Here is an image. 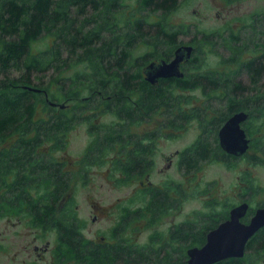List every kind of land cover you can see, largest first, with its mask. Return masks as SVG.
<instances>
[{
	"label": "trees",
	"instance_id": "16d2710c",
	"mask_svg": "<svg viewBox=\"0 0 264 264\" xmlns=\"http://www.w3.org/2000/svg\"><path fill=\"white\" fill-rule=\"evenodd\" d=\"M136 3L121 22L123 0H0V212H22L34 227L55 232L58 264L70 260L72 264H186L185 249L204 243L206 233L228 215L226 212L216 215L213 210L196 214L190 224L177 228L178 247L174 243L160 248L157 243L137 245L132 241L101 247L86 239L84 223L64 203L73 171L63 169L49 155L51 149L63 146L67 132L77 120H83L94 138L90 145L91 162L111 149L122 163L119 170L123 179H139L146 166L139 133H132L131 128L139 123L140 112L161 117L169 112L171 118L165 126L172 127L182 117L191 116L188 108V111L178 109L179 100L174 93L177 88L219 91L226 97L223 114L241 109L251 113L244 126L249 137L247 151H251L241 157L264 165V84L257 85L264 61L256 68H253L255 59L242 63L255 81L245 91L233 80V72L221 77L206 72L186 74L181 70L182 77L159 78L152 84L143 77L144 67L152 61L170 60L175 49L183 45L177 39L184 30L165 19L178 0H136ZM152 17L154 21L150 20ZM198 34L189 45L208 43L212 36L222 38L214 33H202L198 38ZM46 38H51L46 48L32 50L33 43ZM240 39L228 32L223 42L239 44ZM141 43L147 50L135 56L133 48ZM261 55L264 57V53ZM197 59L193 50L189 63ZM80 64L84 68L78 69ZM15 70L19 71L18 76L12 75ZM91 95L93 98L84 99ZM49 101L63 107L53 106ZM39 110L45 115H39ZM112 112L118 115L117 119L109 124H96L100 116ZM222 121L217 118L214 131L207 130L205 137L181 152L182 166L197 168L202 161L220 155L236 160L219 146L216 135L212 137ZM163 129L158 128L156 133ZM147 133L156 134L154 129ZM150 190L148 203L128 207L113 231L122 232L143 216L153 222L172 207L169 187ZM141 193L139 188L136 196L142 197ZM253 212L254 208H249L242 221L247 222ZM157 237L162 234H154L151 241H157ZM262 255L264 227L247 241L242 257L213 264H254Z\"/></svg>",
	"mask_w": 264,
	"mask_h": 264
},
{
	"label": "rangeland",
	"instance_id": "374dc122",
	"mask_svg": "<svg viewBox=\"0 0 264 264\" xmlns=\"http://www.w3.org/2000/svg\"><path fill=\"white\" fill-rule=\"evenodd\" d=\"M136 4V0H123L124 14L120 17L121 22ZM154 18L150 20L154 21ZM165 19L169 24L182 26L184 32L178 36L179 45L190 44L196 32L199 33L198 38H201L202 33L222 36H212L208 43L202 45L192 44L198 59L197 62L181 66L186 74L206 72L228 77L233 72V80L245 87L243 91L253 87L255 81L243 69L242 63L255 59L253 68H256L264 61L261 55L264 53V0H178L176 8ZM228 32L240 36L241 43L223 42ZM50 42L51 38L39 40L33 43L32 50L44 49ZM146 50L141 43L133 48L132 53L139 56ZM82 68L84 66L80 64L78 69ZM12 75L18 76L19 71H12ZM257 79V85L264 84V68ZM174 93L179 100L178 109L188 108L190 117H182L184 119L170 127L165 126L167 119L171 118L169 112L164 113V117L147 113V122H139L131 128L132 133L139 134L143 130L150 132L154 126L156 130L164 128L163 132H159L156 164L149 180L153 187H172L171 190H178L175 206L168 208L164 215L153 222L143 216L121 232L124 238L137 245H146V242L156 245L157 241L151 242L150 237L164 234V238H167V228L172 222L181 223L187 218L194 220L198 213L207 214L213 210L216 215L227 214L232 207L242 202L248 203V209L252 207L255 210L260 203H264L262 164L250 163L246 157L227 160L221 155L202 161L197 168L186 169L179 163L181 152L205 137L207 130L214 131L217 118H222L223 121L218 123L212 136L217 137L218 129L229 115L223 114L226 97L219 91L197 87L189 90L177 88ZM39 111V115H45L44 111ZM178 113L183 114V111ZM115 119L110 113H105L97 119L96 124H109ZM82 121L77 120L73 124L63 146L60 149L53 147L49 155L60 162L63 169L73 171L71 188L64 203L84 223L85 238L94 241L100 236L112 237L111 232L117 227L124 211L128 207L137 208L142 203L140 195L136 196V193L140 188L139 180H146L145 173L139 179H123L124 175L119 170L122 163L111 149L102 152L91 162L90 145L94 138ZM212 137L209 136L210 139ZM176 150L180 152L177 159L179 164L169 168L165 157ZM250 151H247L248 154ZM30 222L28 215L22 212H0V264H58L55 232L34 227ZM46 245L48 249L40 259L34 247L43 248ZM64 258L67 256L64 255ZM65 264H72V261H66ZM254 264H264V255Z\"/></svg>",
	"mask_w": 264,
	"mask_h": 264
},
{
	"label": "water",
	"instance_id": "95a60500",
	"mask_svg": "<svg viewBox=\"0 0 264 264\" xmlns=\"http://www.w3.org/2000/svg\"><path fill=\"white\" fill-rule=\"evenodd\" d=\"M192 49L191 45L183 44L175 49L169 61L150 62L143 70L145 79L154 84L159 78L182 77L179 65L190 59ZM49 103L63 107V104ZM246 116V112H236L220 127L218 142L226 153L240 156L247 151L249 140L240 127ZM248 207L247 202L232 207L229 217L207 232L202 246L188 250L187 264H213L231 257H242L247 241L264 227V206L255 208L247 222L242 221Z\"/></svg>",
	"mask_w": 264,
	"mask_h": 264
},
{
	"label": "flooded vegetation",
	"instance_id": "af4514ba",
	"mask_svg": "<svg viewBox=\"0 0 264 264\" xmlns=\"http://www.w3.org/2000/svg\"><path fill=\"white\" fill-rule=\"evenodd\" d=\"M187 45H189V44H187ZM192 46V52H193V50H194V47H193V45H191ZM169 61V60H168ZM190 61V59L189 60H187V61H182L181 63H180V65H179V69L180 70H182L181 69V66H183L184 64H187L188 62ZM183 71V70H182ZM143 74V77L145 78V75H144V73H142ZM158 81V80H157ZM156 81V82H157ZM90 98V97H92L93 98V96L91 95V96H86V97H84V99L86 98ZM144 110H142L141 112H140V114H139V122H141V123H143L142 121H144V122H147L146 121V112H144ZM236 112H246V114H247V116H246V119L244 120V121H242L241 123H240V127L241 128H243L244 129V126L246 125V122H248V120H249V118H250V116H251V113L248 111V110H237V111H235V112H233L232 114H230L225 120H224V122L222 123V125L234 114V113H236ZM115 112H112V113H110L112 116H114V118H116L117 119V116H116V114H114ZM154 124H156L155 122H154ZM221 125V126H222ZM220 126V127H221ZM154 132L156 133V126H154ZM220 129V128H219ZM219 129H218V131H219ZM218 131H217V135H218ZM244 131H245V129H244ZM245 133H246V137L248 138V140H249V137H248V133L245 131ZM160 137V135H159V133H156L155 135H153V134H149V133H147V131H142L140 134H139V143H140V150H141V153L143 154V157H144V161H143V164L146 166L145 167V171H144V173H145V180H146V182H144L143 180H139V186H140V189H141V191H142V193H141V201H142V203H148L147 201L149 200V197L151 196V188H153V184H152V182L149 180V177H150V175H151V170H152V168L154 169V167H155V164H156V160H155V157H156V155H157V150H158V148H159V138ZM217 138H218V136H217ZM128 148L130 149V150H132L133 149V146L132 145H129L128 146ZM179 151L178 150H176L175 152H173V153H171L170 155H168V156H166L165 157V160H166V165L167 166H169V168H171L172 166H174V165H178L179 163H178V156H179ZM182 154V153H181ZM227 154H229V153H227ZM230 155V157L232 156V157H235V158H240L241 157V155L240 156H236V155H233V154H229ZM166 169V168H165ZM156 188V187H155ZM156 189H158V190H160V191H162V190H166V188H160V187H157ZM172 189V188H171ZM167 192H169V194H170V196H171V199H172V202H174L173 204H172V207H174L175 206V198H177V192H178V190L177 189H173V190H171V191H168L167 190ZM171 207V208H172ZM228 215H227V218L229 217V211H228V213H227ZM227 218H225L224 220H226ZM224 220H222V221H224ZM191 221H192V219L191 218H187V220L186 221H184V222H181V223H171L169 226H168V228H167V232H168V236H167V238H164V234H162V237H157V244H159L160 245V248L161 247H163V245H165V246H167L169 243L170 244H173L174 243V245H176V247H178V242L176 241V239H177V237H178V231H177V228L178 227H180V226H182V225H184V224H190L191 223ZM221 221V222H222ZM220 223V222H219ZM188 227V226H187ZM166 234V233H165ZM207 234V233H206ZM111 235H113L112 237H110V238H108V237H105V236H100V237H98V240H96V239H94V243L95 244H97V245H99V246H101V247H107V246H109V245H112V244H115V243H119L120 241H124V243H127V244H129V241L126 239V238H124L123 236H122V234H121V232H115V231H112L111 232ZM167 235V234H166ZM206 237V236H205ZM150 239H152V237H150ZM152 242V241H151ZM146 245H148L149 244V242H146L145 243ZM204 243H202V244H200V245H197V246H191V247H187L186 249H185V255H186V259H185V261H186V264H187V260H188V254H187V252H188V250L190 249V248H192V247H200V246H202ZM47 249H48V245H46L45 247H43V248H38L37 246H35L34 247V251L37 253V256L41 259L42 258V254H43V252H45V251H47ZM51 264H56L55 262H52Z\"/></svg>",
	"mask_w": 264,
	"mask_h": 264
}]
</instances>
